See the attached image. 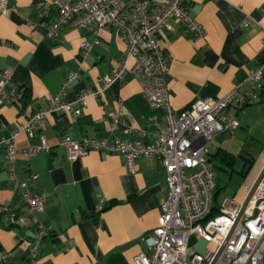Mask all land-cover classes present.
Masks as SVG:
<instances>
[{
    "label": "crops",
    "instance_id": "1",
    "mask_svg": "<svg viewBox=\"0 0 264 264\" xmlns=\"http://www.w3.org/2000/svg\"><path fill=\"white\" fill-rule=\"evenodd\" d=\"M44 1L7 0L0 13V72L10 67L17 87L28 93L26 104L0 97V141L35 110L45 108L71 72L77 78L66 85L64 99L74 102L84 89L98 87L101 77L112 72L124 56L125 34L115 25H104L95 33L90 27L68 24L57 37H46L42 27L32 25L43 18L55 19L54 7H39ZM188 8L204 35L194 36L176 20H171L173 30L163 29L159 34L171 58L166 82L175 113L189 109L196 99L219 98L235 83H241L239 92H246L248 69L264 63V0H188ZM249 18L253 23L248 25ZM83 41L92 43L86 54ZM256 93V98L244 103L234 100L226 114L238 119L250 108H264V79ZM113 112L120 116L115 129L110 126ZM164 124L163 108H151L139 81L126 72L106 88L102 98L89 97L79 115L51 112L33 137L21 131L15 138L18 148L39 144L43 138L53 147L29 162V169L37 174L32 187L46 195L42 210L24 202L10 182L1 144L0 264H29L28 240L38 223L50 227L40 242L39 264H133L134 255L147 250L142 237L156 227L160 204L167 197L159 158L138 157L130 171L119 152L91 150L68 160L66 149L57 143L63 134L77 140L151 143L152 133ZM127 127L146 133L127 132ZM225 134L216 136L210 157L222 150L232 154L236 163H241L239 157L248 161L240 152L228 150ZM24 161L23 156L17 161L20 176ZM100 197L105 200L102 209H98Z\"/></svg>",
    "mask_w": 264,
    "mask_h": 264
},
{
    "label": "built area",
    "instance_id": "2",
    "mask_svg": "<svg viewBox=\"0 0 264 264\" xmlns=\"http://www.w3.org/2000/svg\"><path fill=\"white\" fill-rule=\"evenodd\" d=\"M6 4L7 0H0V13L6 9ZM39 7H54L56 11L53 21L43 18L32 23L42 27L48 38L57 37L63 25L90 27L98 33L104 25L110 24L124 32L126 48L118 66L101 77L98 87L84 89L77 94L74 102L65 100L66 85L77 78V73L71 72L66 82L49 98L45 108L35 110L8 138L0 141V145H5L10 182L17 188L21 199L34 209L44 208L46 195L32 187L37 174L29 169V162L53 147L43 138L39 144L18 148L16 136L25 131L33 137L51 112L79 115L89 97L102 98L114 80L130 72L139 81L148 105L163 108L165 124L152 133L151 143L131 139L110 142L106 138L89 137L77 140L63 134L57 144L66 149L68 160L91 150L119 152L130 171L135 169L138 157L159 158L165 173L167 197L160 204L156 227L142 237L147 250H139L133 257V264H264V177L240 215L243 201L239 203L228 197L217 201V213L212 215L217 178L210 160L216 136L220 133L232 134L239 126L235 116L226 114V108L234 100L244 103L257 97L256 89L261 87L264 79V63L248 69L245 81L249 83V89L246 92H239L241 83H235L221 97L196 99L189 109L175 113L169 102L166 82L171 58L161 46L159 34L163 29L173 30L171 20H176L194 36L204 35V28L190 14L188 0H47L39 3ZM252 23L251 18L246 22L248 25ZM94 43H98V39ZM91 47L90 42L81 43L84 54ZM12 73L10 67L1 70L0 97L17 104L20 93ZM110 115L111 129H115L120 124L119 113ZM134 130L139 134L146 133L140 128H126L127 132ZM20 156L25 159L22 176L17 170ZM243 186L250 189L246 183ZM104 203V198L100 197L98 209H102ZM11 219H15L14 213ZM49 228L44 223H38L33 238L28 240L29 264H39L40 242ZM192 234L212 244L205 255L188 247Z\"/></svg>",
    "mask_w": 264,
    "mask_h": 264
},
{
    "label": "rangeland",
    "instance_id": "3",
    "mask_svg": "<svg viewBox=\"0 0 264 264\" xmlns=\"http://www.w3.org/2000/svg\"><path fill=\"white\" fill-rule=\"evenodd\" d=\"M238 121L240 126L232 134H225V146L232 153L240 152L248 161L239 157L241 163L239 161L236 163L239 169L233 167L223 171L216 168L221 185L216 196L217 201H221L224 197L233 198L239 203L244 201L264 166V158H262V153H264V108H260V106L250 108L238 116ZM214 158L213 162H217ZM245 183L250 185L249 190L244 188ZM188 247L190 250L205 255L212 244L192 234L188 239Z\"/></svg>",
    "mask_w": 264,
    "mask_h": 264
},
{
    "label": "trees",
    "instance_id": "4",
    "mask_svg": "<svg viewBox=\"0 0 264 264\" xmlns=\"http://www.w3.org/2000/svg\"><path fill=\"white\" fill-rule=\"evenodd\" d=\"M18 91L20 93V98H19V103L18 104H26V102L28 101V93L26 91V89H23L22 87L18 88ZM215 157V158H214ZM244 157V156H243ZM215 159L217 162H213V166L214 168H218L221 169L223 171H227V168H233L234 166H236V158L226 152V151H222V150H217L216 152H214L212 154V157H210V160L213 161L212 159ZM245 158V157H244ZM214 169V170H215ZM215 174H216V178H217V190L215 193V199H214V205H213V210H212V215L217 213V209H218V202H217V193L219 191V189L221 188L220 182H219V176L217 175V171L215 170Z\"/></svg>",
    "mask_w": 264,
    "mask_h": 264
},
{
    "label": "water",
    "instance_id": "5",
    "mask_svg": "<svg viewBox=\"0 0 264 264\" xmlns=\"http://www.w3.org/2000/svg\"><path fill=\"white\" fill-rule=\"evenodd\" d=\"M262 177H264V167H262V169H261V171H260V173H259V175H258L256 181L254 182V184H253V186L251 187L250 191L248 192V194H247L245 200L243 201V203H242V205H241V209H240L239 215L242 213V211H243V209H244L246 203H247L248 200L250 199L252 193L254 192V190H255L257 184H258L259 181L262 179ZM222 247H223V245H222V246L219 248V250L217 251V253H216V255H215V257H214V259H213L212 262L215 261V259L217 258V256H218L220 250L222 249Z\"/></svg>",
    "mask_w": 264,
    "mask_h": 264
}]
</instances>
